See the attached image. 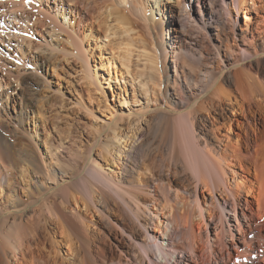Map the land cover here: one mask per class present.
<instances>
[{
    "label": "bare ground",
    "instance_id": "bare-ground-1",
    "mask_svg": "<svg viewBox=\"0 0 264 264\" xmlns=\"http://www.w3.org/2000/svg\"><path fill=\"white\" fill-rule=\"evenodd\" d=\"M20 1L26 3L9 5ZM180 1L200 34L189 33L191 23L174 9V35L166 39L164 20L147 11L146 0L68 6L79 18L69 33L72 45L91 80L83 39L97 5L109 7L124 31L140 27L149 40L154 85L162 86V105L153 107L161 109L160 151L139 153L141 141L121 178L91 154L99 135L81 159L51 143L55 163L41 159L43 170L35 171L20 139L22 108L7 112L2 99L9 92L0 83V264H264V0ZM154 2L161 11L164 2ZM44 3L28 2L37 10ZM26 162L31 187L23 177ZM80 204L104 220L93 222Z\"/></svg>",
    "mask_w": 264,
    "mask_h": 264
},
{
    "label": "rangeland",
    "instance_id": "rangeland-1",
    "mask_svg": "<svg viewBox=\"0 0 264 264\" xmlns=\"http://www.w3.org/2000/svg\"><path fill=\"white\" fill-rule=\"evenodd\" d=\"M3 1L0 0V5H5L0 6V83L9 94L2 99V105L12 114L22 108L20 139L27 160L34 163L32 166L26 162L24 166L23 177L29 187L33 177L30 166L35 168L36 164L39 169L35 168V171H42V160L47 164L55 163L51 143L61 144L60 151L64 156L81 159L90 152L95 137L100 136L99 150L95 148L91 154L114 178L127 173L131 165L129 154L141 141L142 146L136 149L139 153L152 151V154H159L157 121L161 109L153 107L162 105V86L158 89L154 85L148 57L152 53L148 50L149 40L142 28L124 31L127 25L119 22L115 13L108 14L109 7L101 9L95 5L91 14L93 20L85 22L92 25V29L85 27L86 37L83 39L90 72L95 76V80H91L69 34L79 21L76 12L68 8L74 6L73 0H44V9L38 10L23 1H16L15 6L9 5L10 0ZM84 1L88 5L91 3V0ZM154 1L146 0V9L148 12L153 10L155 19L164 20L162 26L166 39L174 35L173 25L169 23L174 19V9L176 14L180 9L181 19L191 23L189 33L200 34L201 29L189 20L180 0H161L164 2L161 11L155 8ZM220 12H224L221 6ZM239 20L243 21L242 14ZM166 62L171 79L173 71L169 68L171 60L168 56ZM19 91L26 96L23 101L16 97ZM233 130L238 129L233 126ZM21 157L19 162L24 165ZM42 175L39 181L44 180ZM31 191L33 195H28L27 199L30 197L28 200L32 202L37 191ZM80 208L93 222L99 224L104 220L105 216L98 211L93 209L88 213L81 204ZM57 239H61L59 234ZM60 251L63 256L68 252L64 241Z\"/></svg>",
    "mask_w": 264,
    "mask_h": 264
},
{
    "label": "snow or ice",
    "instance_id": "snow-or-ice-1",
    "mask_svg": "<svg viewBox=\"0 0 264 264\" xmlns=\"http://www.w3.org/2000/svg\"><path fill=\"white\" fill-rule=\"evenodd\" d=\"M25 2H26V3H28V2H29V0H25Z\"/></svg>",
    "mask_w": 264,
    "mask_h": 264
}]
</instances>
